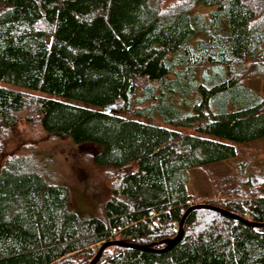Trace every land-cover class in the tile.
Returning <instances> with one entry per match:
<instances>
[{
    "label": "trees",
    "instance_id": "trees-1",
    "mask_svg": "<svg viewBox=\"0 0 264 264\" xmlns=\"http://www.w3.org/2000/svg\"><path fill=\"white\" fill-rule=\"evenodd\" d=\"M163 1L0 0V264H89L108 241L151 247L111 245L94 264H264L250 173L202 203L257 226L192 209L161 250L193 205L186 171L264 138V0ZM30 108L28 125L100 146L94 163L117 171L101 215L79 216L67 186L7 148Z\"/></svg>",
    "mask_w": 264,
    "mask_h": 264
},
{
    "label": "rangeland",
    "instance_id": "rangeland-1",
    "mask_svg": "<svg viewBox=\"0 0 264 264\" xmlns=\"http://www.w3.org/2000/svg\"><path fill=\"white\" fill-rule=\"evenodd\" d=\"M175 1L177 0H164L162 6H168ZM197 9L202 12L209 10L203 7ZM250 82L253 88L262 90L263 83L260 77L253 78ZM0 85L8 86L4 82H0ZM114 109L118 110V107ZM33 111L34 109L30 108L20 114L18 131L8 132L6 142H9V147L7 148L14 152L15 156L29 158L47 182L67 186L69 207L79 216L101 215L103 203L109 195L110 185L117 171L113 168L99 167L94 163V157L99 152L100 146L93 143L75 144L67 138L45 135L35 122L28 125L24 118ZM172 127L183 133L230 142L191 129ZM233 144L237 148L236 157L186 171V188L194 197L193 204L224 197L223 187L228 180L246 186L240 182L242 174L250 173L258 184L264 186V138ZM4 162L5 156L2 155L0 167ZM241 165L243 170L240 169Z\"/></svg>",
    "mask_w": 264,
    "mask_h": 264
},
{
    "label": "water",
    "instance_id": "water-1",
    "mask_svg": "<svg viewBox=\"0 0 264 264\" xmlns=\"http://www.w3.org/2000/svg\"><path fill=\"white\" fill-rule=\"evenodd\" d=\"M112 105H106L104 108L106 110H110ZM198 208H203V209H209V210H213L215 212H219L225 216H228L230 218H233V219H236V220H239V221H246L243 217L239 216V215H236L232 212H229L225 209H222V208H219L217 206H214V205H211V204H208V203H195L193 204L191 207L188 208V210L185 212V214L183 215L182 219H181V222L179 224V228H178V231H177V234L175 237H173L171 240L167 241L166 242V246L164 248H162L161 250H167L169 248H171L173 245L177 244L181 238H182V235H183V229H182V225H183V220L186 216V214L192 210V209H198ZM246 222H249V221H246ZM251 226H257V224L255 223H252V222H249ZM111 245H118V246H124V247H131V248H135V249H142V250H147V249H150V245H133V244H128V243H123V242H120V241H108V242H105L103 243L97 254L95 255V257L91 260V262L89 264H94V262L99 258L101 252L108 246H111ZM160 250V251H161Z\"/></svg>",
    "mask_w": 264,
    "mask_h": 264
}]
</instances>
